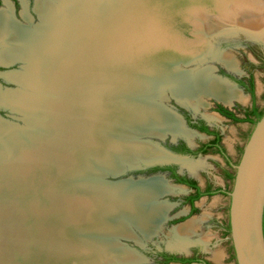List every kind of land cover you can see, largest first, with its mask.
<instances>
[{
	"label": "bare ground",
	"instance_id": "1",
	"mask_svg": "<svg viewBox=\"0 0 264 264\" xmlns=\"http://www.w3.org/2000/svg\"><path fill=\"white\" fill-rule=\"evenodd\" d=\"M156 1L157 3H155ZM238 1L195 0L184 6L170 8L168 5L160 3L159 0H39L36 3L35 11L40 23L35 26L31 25L32 21L26 11V5L22 13L27 22V25H24L16 21L13 5L7 2L6 8L0 10V63L5 65L16 61L25 63L24 61L29 58L30 64L33 65H28L25 69L26 74H12L9 77L12 79L11 82L13 80L18 81L21 87L31 89L33 95L29 96L21 91H15L14 94L0 91V103L10 105L12 110H18L25 116L27 114L25 118L27 125L34 131L23 136L17 129L9 128L0 121V142L1 137H4L8 149L7 158L0 157V186L1 181L6 179L8 186L11 187V183L14 184L12 187L14 192L25 193L27 187L30 186L29 183L36 180L34 179L36 177H44L43 175L47 170L55 167L58 174H61L59 167L62 156L58 154L60 148L65 147L70 151L79 148L81 144L86 145V142L88 144L89 141L90 144L96 142L93 140L95 134L96 136L98 134L91 130L92 122L97 123L95 121L96 116L101 113L100 117L102 118L106 112L107 106L102 107L101 105L104 99L102 91L113 84L114 79L117 78V71L115 72L111 68V65L116 63L133 66V69L138 67L139 70L144 71L143 74L151 79L159 80L161 78L171 81L175 85L173 93L178 101L183 103L184 99H187L195 110H197L198 105L190 102V100L197 93L205 95L206 98H215L226 104L232 103L233 105L234 100L243 101L244 96L234 85L220 81L211 75L213 74L211 67H208L205 72L190 75V72H180L179 74V67L173 66L174 62H182V64L187 65L191 61H200L203 57L202 54L216 53L214 58L217 60L219 58L216 48L210 50L204 46H202L203 48L199 46L200 41L197 38L202 37V33L199 34V31L195 32V35L192 33V26L188 22L192 21L193 18L189 19L191 14L188 12L194 6L202 8L205 5L210 6V4L215 3L220 9H223V12L219 13L225 15V21L220 20L218 22L217 18L213 20L208 15L205 22V29L214 28L216 30L210 36L212 39L219 35L220 30H235L239 33H246L252 38H263L264 0H253V2L252 0H243L247 3L245 5ZM250 1L253 3V7L247 6ZM145 3L156 5L158 8L157 24L153 26L157 31V36L145 35L142 30L143 27H141L140 33L146 37L141 36L140 40H137L138 30L142 26L140 23L143 21L139 19L137 22L133 19L130 14L133 10L131 5ZM196 25L199 23L196 22ZM150 52L152 53L149 54ZM146 54L149 55L146 56ZM151 55L154 57H150ZM219 59L226 67L235 69L236 61L229 54H224ZM207 61L206 58L200 64ZM31 72L34 73V76L31 75ZM134 73L140 74V76L130 75V82L124 80L125 85L122 84L121 87L124 86V88L121 90L123 92L132 90L127 94L135 98H142L140 95L147 94L154 97V94L150 93L152 92L151 89L154 88L153 85L150 82L144 83L147 77L142 76L139 71H134ZM128 83L134 84L130 86ZM106 99L110 100L107 97ZM133 100L135 101V99ZM197 102L200 100L197 99ZM129 107L132 108H125L123 111L125 112V121H123L124 125L121 126L126 127L124 128L125 131L127 128L133 127L134 129L131 130L145 134L148 131L147 127L159 125L162 128L158 130L162 135L172 133L173 135L190 136L188 130L175 117L166 114L157 106L130 103ZM81 112L83 116L80 121ZM106 116H111V113H107ZM212 116L218 117L210 115V117ZM103 122L101 121L98 125L103 126ZM158 130L154 129L153 131L158 132ZM177 135L172 136L173 139L177 138ZM120 138L119 132L113 137L112 134L109 137L103 136L95 153L101 158V164L116 166L120 160V164L123 165L126 161H131L133 157L134 161L169 159V155L158 148L153 149L134 144L133 142H136L137 137L131 138L129 141L131 144H123ZM86 151L88 154L94 152L92 149ZM80 154L75 159V165L73 164L76 168L75 172L80 171ZM86 157L84 158L86 159ZM121 160L125 161L121 162ZM82 162L86 163L87 161ZM92 163L94 162L92 161ZM69 171L67 174H70ZM41 182L42 180L38 181L39 188L36 189L39 196L42 192L40 189ZM120 190L121 194H119ZM175 191V187L162 177L142 181L132 187L124 186L122 189L110 190L108 199L110 204L107 206L106 212L110 214L109 217L116 216L127 219L130 221L129 224L118 220L103 221L99 218L98 212L95 211V214H88L89 206L98 204L96 198H92L93 204L87 197L86 199L75 200L58 199L55 206L58 209L61 206L63 208L66 202H69L68 210L62 209V213L57 210L56 213L45 216L39 212L35 216L34 223H32L34 211L32 212L29 205L28 211L25 214H20L17 221L13 220L11 215L13 209L8 208L4 210L3 215L0 214V236L2 237H0V264H26V261H29V264H69L75 259L70 258L73 251H77L78 248L89 251V248L95 247L96 244L89 243V246L83 241L82 245L71 243L72 240L68 241L63 236V238H56V234L53 235L46 230L47 227L42 222L44 218L45 220L51 219L50 217L58 218L68 223L81 222L89 218L97 226H103L101 229L107 233L111 232L136 240L135 229L133 233L131 228L133 225L143 237L151 238L158 233L160 225L166 217L165 213H167L165 209L167 204L156 203L158 197L163 194H174ZM73 192L75 193V191ZM63 211L66 213L64 214ZM28 218L33 226L27 228L26 220ZM13 248H17L16 251L21 252L19 256ZM104 248L95 251L98 252L96 256L99 255V252L107 254V248L103 250ZM108 254L111 255L113 252L109 251ZM64 255L67 256L64 257ZM137 256L139 255L123 250L118 260L124 263H132L139 260Z\"/></svg>",
	"mask_w": 264,
	"mask_h": 264
},
{
	"label": "rangeland",
	"instance_id": "2",
	"mask_svg": "<svg viewBox=\"0 0 264 264\" xmlns=\"http://www.w3.org/2000/svg\"><path fill=\"white\" fill-rule=\"evenodd\" d=\"M19 1L20 0H18V4L16 6L17 11L14 14V18L16 19V21L17 22L19 21V23H21V24L27 25V22H26L25 18L22 16V13L25 10L24 6L26 5V7H27V3L30 2L31 6H28V8H27L28 10L26 9V11L31 18V21H32L31 25L32 26L38 25L40 23V19L38 17L37 12L35 11V7H36V3L39 0H26V1H28L27 3L24 0H22V2H24L25 4L21 3ZM42 1H45V0H42ZM46 1H53V0H46ZM4 2H5V5L2 3V1H0V10L6 8L7 2L11 3L9 0H4ZM238 2L241 4H244V5L247 4L243 0H239ZM252 2H253V0H252ZM252 2L251 1L248 2L247 6L249 7V5H250V7H253ZM11 5H13V4L11 3ZM28 5H29V3H28ZM217 5L218 4L212 3V4H210V6L205 5L202 8H197L194 6L188 12V14H191V15H189V17H190L189 19L193 18V20L189 21L188 24H190V26H192V29H193L192 33L193 34L195 32H198V31H199L198 32L199 34L202 33L201 35H203V36L202 37L199 36L197 38L200 41L199 42L200 45L198 44L199 46H201V47L204 46V48L210 49V50L211 49L213 50V48L214 49L216 48L215 50H216V52H218L217 57H219V58L221 56H223L224 54H229L234 59V61H236L235 62L236 67H235V69H230V68L226 67L225 65H223V63H221L219 58H218V60L214 58L216 53H214V54L211 53V54H202L203 57L200 61H196V60L191 61L190 63L200 64V62L205 61L206 58L208 59V61L206 63H203L202 65H197L198 68L188 70L186 72H188V73L190 72L189 73L190 75H194V74H197V73L202 72V71L205 72L208 67H212L213 69L215 68V73L217 75H219L222 78H225L220 74V71H225L226 73H229V74L236 76V77H239V76L245 77L246 75H248L250 73V70H252L254 77H255V82H256L257 104L261 109L264 110V68L259 64L258 60L254 57V55L252 54V51L249 48L251 44H254V43L259 44L262 42L264 43V37L262 36L263 41L261 42L259 40L257 41L255 39H251L249 36L241 34V32L239 33L235 30H233V31L232 30L231 31L220 30L221 34L219 33V35L216 36L215 39L214 38L212 39L210 36H212L216 30H214V28L205 29L206 28L205 22L208 19L207 18L208 15L213 20L217 18L218 22H220V20L225 21L224 19H226L225 15H222L221 13H219L221 11L223 12V9H220L219 6H217ZM131 6H132L133 10L130 14L133 17V19L136 20L137 22L139 19L143 21L142 23H140V24H142V26H140V28L138 30L137 40H140V37L144 36V34L157 36V31H156V29L153 28V26L157 24V19H156L157 18V11H158L157 6L153 5V4H148V3L140 4V5L135 4V5H131ZM12 8H13V6H12ZM13 13H14V8H13ZM20 13H21V16L19 15ZM196 22H198L199 25H196ZM185 23L187 24V22H185ZM141 27H143L142 30H143L144 34L140 33ZM234 28H235V26H234ZM203 33L204 34L206 33L207 35L205 36ZM145 37L146 36H144V38ZM143 40L146 41V39H143ZM201 40H202V43H201ZM24 62L25 63H22L20 61H16L15 63L12 62L11 66H7V67L1 66V64H3V63H1L0 64V75H5V77H7V79L12 80L9 77L12 74H14V75L15 74L19 75L22 73L26 74L25 69L28 67V65L31 66L33 64H30L31 60L29 58H27ZM173 66L175 68L179 67V69H178V71H179V70H181L182 62H174ZM192 68H194V67H192ZM184 70H186V69H184ZM184 70H182V71H184ZM193 72H195V73H193ZM31 75L34 76V73L31 72ZM211 75L213 76V74H211ZM5 77L0 76V91L2 93H13L14 94L15 91L16 92L21 91L22 93H25L29 96L33 95V92L31 89L21 87L18 84V81H15V80H13V82H15L14 84L10 83L5 79ZM234 85H235L236 89L242 93V96L244 95L243 99L244 98L246 99V101L244 103L235 102L238 100H234L233 105H232V103L226 104V103H224L220 100H217L215 98H206L205 95H199L197 93V95H193L191 97V100H190V102H193L195 104L197 103V105H198L197 110H195L194 108L191 107V104L189 103V101L187 99H184L183 103H186L188 106L186 104L184 106H180L175 102L174 99H170V101L165 102L164 105L167 108H169L171 111H174V112L179 113V114H181V111L189 112L194 117L203 118V119L207 120L211 125H215V126L219 127L220 129H222L223 134H224V141L227 143L228 146L233 145L236 148V150H235L236 154L234 156V160H235L234 164H238L240 161V158H241V153L243 151V148H244L246 142L248 141L251 133L253 132L255 124L250 125V124H244V123H240V124L232 123L231 121H229L225 118L219 117L217 115V113L215 112V108L218 105L224 106V107L232 109V110H234L236 107L245 108L247 106H249V107L251 106L252 100H251L250 95L247 93H244V91L242 89H240L239 87H237L236 84H234ZM136 95H140V94H136ZM147 95H150V94H147ZM147 95H140V96H142V98H145V97H147ZM197 99L200 100V102H197ZM133 104L134 105L135 104L150 105V104H145V103H141V102L133 103ZM189 104H190V106H189ZM150 106H153V105H150ZM15 111L19 112L18 110H14V109L12 110V108L10 107L8 110H1L0 115L6 121L10 122L12 125H17L18 128L25 130V131L22 130L23 136H25L29 132L34 131V130H31L29 125H27V120L25 119L27 114L25 116V114H22L21 112L16 113ZM95 115H97V114L95 113ZM100 115L96 116L95 121H97V123H93L94 122L93 120H92L93 122L91 121L92 122V129L91 130L96 131L98 128L101 127L99 125H100L101 121H104V118L106 116L105 117L103 116L101 118ZM210 115H216L218 117L215 118L212 116L213 117L212 118V117H210ZM82 116H83V114L81 112L80 113V121L82 120L81 119ZM97 125L99 126L98 128H97ZM9 128H13V127H9ZM131 129H134V128L133 127L127 128V131H125V135L129 138L128 141H130L131 138L135 136V135L131 136V133H129V132H131L130 131ZM186 129L190 133V136L189 135H183V134H178V135L176 134L178 136L176 138V140L173 139V137H175L176 135H173L172 133L170 135H168L165 139L144 138L143 140L151 141L153 144H157L162 149H165V146H164L165 144H168L171 142L174 143L176 141L184 140V141H186L190 144H193V145L194 144L197 145L203 141H206L207 137L204 134H200L197 131H194V130H191L188 128H186ZM91 135H93V134L91 133ZM102 138H103L102 136H99V135L96 136V134H95V139L93 138L94 139L93 141L94 142L96 141L95 143L90 144V141H89V144L86 142V145L81 144L79 146V148L77 147L76 149H71L70 151L68 148H65V147L60 148L58 151L59 152L58 154L62 156L60 158L61 159V165L59 167V171L61 172V174H58L57 169H55V167L53 169H49L50 171L51 170L53 171V172L51 171L52 173L49 170H47V172L43 175L44 177H36V178H34V179H36V180H34L36 182L33 181L32 183H29L30 186L27 187V191H25V193L14 192V188H12V187H14V184L11 183V187H10L6 183V182H8V180H6V179L2 180L1 186H0V189H2V190H0V214L3 215L4 210H6L8 208L13 209V210H11V215L14 218L13 220L17 221V220H19L17 218L18 217L20 218V216H19L20 214H25L26 211H28L27 208L29 205L32 212L34 211V215H32V219L34 220V221L32 220V223H34L35 222V216L39 212H41L45 216L46 214L52 215L53 213H56L57 210H59L61 212L62 209H65V211H67L70 203L66 202V204L63 206V208H61L62 207L61 206L58 209V207L55 206V204L57 203L56 201H58V199H63V198H67L68 200H75V199H79V198L86 199L87 196L82 193L83 190L81 188L84 186L83 185L84 182L80 178L83 177L82 175L85 171H86L85 173L88 174V172H91V171L97 173V171L101 170V167L98 164L99 161L101 160V158L98 157V155L95 153L97 152V147L100 146V141ZM87 141H88V139H87ZM0 144H1L0 157L7 158L8 149H7L6 141H5L4 137H1ZM67 149L69 152L66 151ZM90 149L94 150V152L92 154H88L86 151V150H90ZM82 150H83V152H80ZM76 153H78V155L81 153L80 154L81 155V160H80L81 164L79 167L80 171L75 172L76 168H73L71 161H72V158L74 157V155H76ZM67 154H68V157L66 158ZM92 155H94V156H92ZM84 157H86V159ZM216 159H218L217 155H214V156L213 155H206V156H200L197 159H192L189 161L182 159L181 161L175 162L174 160H172L169 163H178L179 167H180V171H184L185 166L188 163L189 166H191L192 168H194L196 170L198 169L200 179L203 182L209 181V182L213 183V186H215V185H217L216 181L218 179L220 182H221L220 178L224 179V169ZM84 160H85V162L86 161L87 162L86 163L82 162ZM92 161L94 163H92ZM124 161L125 160H122L121 162H124ZM3 162H4V160H3ZM88 166H90V167L88 168ZM1 167H3V166H1ZM68 171L70 172V174L68 173L69 175L67 174ZM63 172L66 173L67 175L64 174ZM233 173L235 174L236 170ZM53 175H56V176H53ZM215 178H216V180H215ZM50 179H52V180H50ZM164 179L171 186L175 187L176 191L174 194H167L166 196H163L162 198H160L156 201V203L158 202V204H161V203L167 204L165 209L168 212V214L165 213L166 220L161 223L158 233L151 236V238L146 239L145 237H143V235L140 232L135 230L136 233H134V229H136V228L133 227V225H132L131 228L133 229V233L135 234V236L137 235V239L140 241V245L141 244L142 245L138 246V245L134 244V242H131V241H125L122 239L119 240L121 242V245H122L121 247L125 246V248H128L132 252L134 251V252L139 253L140 257L137 256L139 258V260L132 262V263L142 261L138 264H158L157 259L155 257V251L163 250V249L167 250L169 252H176V253H179L181 255H190L191 254L190 251H191L192 247L197 242H201L204 244L205 252L207 253L206 254L207 258H209L214 264H237L236 258H235V253H234V248H233L232 241H231V236L230 235H224V233H225L224 225L226 228H227V226H229L228 224H229L230 196L227 198L226 197L224 198L221 195H217L214 197L201 199V201L197 202V205L200 208L199 214L193 215L190 218H189V216L183 217V218H187V221H184L183 223H187V222L192 221L196 218L200 219L198 226L193 222V228H192V232H191L192 234H185L187 236H185L184 234H178L177 235V230H176L177 227H179L181 224H183V223L177 224L178 221L183 220V218H179V219H177V218L180 216L182 217L184 215H187L189 213V210H190V205H187V204L185 205V203L183 202V199L186 197V194H189V191L187 189H185L184 187L175 184L167 176ZM41 180H42V182H41L42 184L40 183V185H41L40 189L42 190L43 193L41 192L42 194L40 193V196H39L36 192V189L39 188L38 181H41ZM107 180L112 181L114 179H112L110 177V178H107ZM79 181H82L83 184H82V182L79 184ZM140 182H142V181H140ZM33 184L35 186H37V185L38 186L35 187ZM74 185H76L77 187ZM52 186H53V188L55 187L54 188L55 190L52 188ZM16 187H19V186H16ZM58 189H60V190H58ZM32 191H34L36 193H34ZM73 191H75V193ZM231 191H232V188L229 192H231ZM58 193L60 194V196ZM50 195L51 196L53 195L52 197H54L55 195H57V196L52 198ZM25 196H26V198H25ZM40 200H42V201H40ZM11 205H14V206H11ZM55 207H57V208H55ZM53 210H54V212H53ZM63 213L65 214L66 212L63 211ZM50 218L51 219H47V220H45V218H44L43 219L44 221L42 220L44 225L47 227L46 230L48 231V233H51L53 235L56 234L55 235V236H57L56 238H58V237L61 238L63 236L64 239L66 238V240H68V241L72 240V241H70L71 243H73V242L75 243L78 240V239H75L76 238L75 235H72V234L67 235L65 233V229L66 228L70 229L72 227H76V225L81 224V222L68 223L65 221H61L58 218H53V217H50ZM112 218L113 219H111V221H117L118 220V221H124L128 224L130 223V221H127V219H125L123 217L112 216ZM5 223H6V221H5ZM32 223L30 222V219L28 218V220H26V225H27L26 227L27 228L29 226L32 227L33 226ZM33 228H35V227H33ZM62 230H63V233H62ZM195 230H196V233H195ZM113 237H114V235H113ZM206 240L210 241V243L208 245V249L206 248L207 245L205 244ZM80 242H81L80 240L78 242H76L77 245L81 244ZM13 249H15V248H13ZM16 249H15V252H16L17 256H19L21 252L16 251ZM129 250H127V251H129ZM101 255L102 254L99 252L98 256H101ZM66 256L67 255H64V257H66ZM108 258H109V260H107ZM114 258H116V257H113V254H112V255H109L107 257V259H104L101 262L106 261L105 262L106 264H109V263L116 264V262L119 263L118 261H120V260H118V258L117 259H114ZM29 263H30L29 261L28 262L26 261V264H29ZM69 264H87V263L85 260L81 259V261H79L75 258Z\"/></svg>",
	"mask_w": 264,
	"mask_h": 264
},
{
	"label": "water",
	"instance_id": "3",
	"mask_svg": "<svg viewBox=\"0 0 264 264\" xmlns=\"http://www.w3.org/2000/svg\"><path fill=\"white\" fill-rule=\"evenodd\" d=\"M194 2L195 0H159L160 3H164L168 5L170 8H176L180 6H184L186 4H189L191 2ZM157 3V1L155 2ZM166 6V7H168ZM163 7V5H162ZM246 36V33H242ZM251 39L263 41V38H252V36H249ZM150 52L149 54H151ZM149 54H146L149 55ZM150 57H154V55H151ZM156 63V62H154ZM1 64V63H0ZM13 65V64H12ZM134 65V64H133ZM137 65V64H136ZM197 65L202 64H196V63H188L182 64L181 70L179 71L181 73H185L188 70H192L195 68H198ZM1 66L7 67L11 66V64L4 65L1 64ZM194 67V68H192ZM111 68L117 73L116 77L113 81L112 87L111 85L108 88H105L102 92L104 93V99L101 102L102 107L107 106L105 109L106 112L103 114L105 117L106 114L111 113V116L105 117L104 119V125L101 126L96 130L97 134L99 136H106L109 137L112 134V137L116 135V133L121 134L120 141L124 143H129L128 137L125 135L124 128L121 125L123 124L124 120V112L125 108L131 109L132 107H129L130 103H145L150 104L153 106L159 107L163 112L166 114L172 115L175 117L185 128L190 129L187 126V123L183 116L179 113H176L174 111H171L169 108H167L164 104L167 101H170V99H174L175 102L180 105L184 106L185 104L180 103L178 99L174 96L173 88L174 84L169 80L164 79H151L149 76L147 77L145 74H143L144 71H141L137 68L133 69V66L130 65H124L123 63H116L115 65H111ZM183 68V69H182ZM186 69V70H184ZM184 70V72H182ZM213 75L219 79L220 81H225L231 85H234L230 80L220 77L215 73V68L213 69L211 67ZM134 71H139L142 76L147 77V79L144 81V83L150 82L153 85L152 92H150L153 95H147L145 98H139V97H132L131 95L128 97L129 92L132 90H128V92H123L121 90L122 84L125 82H130L129 76L134 74L136 76H140V74H135ZM187 73V72H186ZM5 77V75H0ZM142 78V77H141ZM140 78V79H141ZM5 79L11 82L7 77ZM141 82V81H139ZM130 86L134 83H128ZM125 85V83H124ZM21 86V85H20ZM106 97L110 100H107ZM153 97V100L151 99ZM135 99V101L133 100ZM152 100V101H150ZM157 101V103H155ZM10 107L7 104H0V111L1 110H8ZM114 112V114H113ZM101 114V113H100ZM102 115V114H101ZM100 115V116H101ZM102 116V117H103ZM114 117V118H113ZM0 121L5 124L7 127H15V129L18 130V132L22 133L23 129L18 128L17 125H12L10 122L6 121L3 117L0 115ZM157 125V124H156ZM162 127L158 126H149L147 127L145 134H140L139 131L130 130L131 134H135L134 137H137L135 140L136 142H133L134 144L143 145L149 148L153 149H160L163 152H166V154L169 155L168 160H150V161H134V157L131 159V161L127 162L123 165L120 164V160L117 162L116 166L110 164H101V161H99V166L101 167L100 171L96 172H88L86 174L83 173V177L80 179L82 181H79V184L82 182L84 185L82 188L83 192L86 193L87 198L91 201L93 204V199L96 198V201H98V204L96 205H90L89 206V213L88 214H95V212H98L99 218L103 221H108L113 219L112 217H109L110 214L106 212L107 206H109V195L110 190L113 189H119L124 186H135L140 183V181H147L151 180L153 178L162 177L165 178V174H155L151 176H144L142 174H139L138 171L142 170L144 167L153 166L156 164H164L169 163L170 161L174 160L175 162L181 161L182 158L175 156L170 151L166 149L160 148L157 144H153L151 141H145L144 138H157V139H165L170 133H167L165 135H162L158 129H161ZM158 130V132L153 130ZM23 130V131H22ZM136 130V129H135ZM192 130V129H191ZM133 131V132H132ZM114 134V135H113ZM176 140V138L174 139ZM153 144V145H152ZM79 157L78 153L74 155L72 158V166L75 168V159ZM80 161V159H79ZM122 161V160H121ZM74 164V165H73ZM105 165V166H103ZM90 166H88L89 168ZM235 179L232 187V191L229 193L230 196V209H229V224H230V236L232 245L234 248L235 258L237 264H264V115L261 118L260 121H258L253 129V132L251 133L248 141L246 142L243 152L240 158V161L237 165H235ZM112 178L114 180L110 181L107 180V178ZM123 191V190H122ZM95 192V193H92ZM121 190L119 191V194H121ZM94 194V195H93ZM93 195V196H92ZM167 194H163L158 197V199L162 198L163 196H166ZM98 206V209L96 210ZM88 208V207H87ZM168 214V212H167ZM166 218L162 222H164ZM103 226H97L92 223V220L89 218H86L85 220L81 221V224L76 225V227H72L70 229H65V233L67 235H75V239L80 240L81 245L82 241L89 245V243L96 244L95 247L89 248V251H83L80 248H78V252L75 250L73 251V254L70 258H76L77 260H85L87 264H106L105 262H101L104 259H107V256L109 255V251L113 252V257H116L114 259H117L119 256H121V252L123 250H129L128 248H125V246L121 247V242L119 240H125V241H131L134 242V244L141 246L140 241L138 239H129L124 236H120L119 234L115 233H107L105 230L101 229ZM64 230V229H63ZM62 230V233H63ZM136 230V229H135ZM138 231V230H136ZM139 232V231H138ZM136 233V232H135ZM114 235V237H113ZM137 236V235H136ZM75 244H77L75 242ZM90 246V245H89ZM102 247L107 248V254H102L101 256H96L98 252L102 250ZM105 248L103 250H105ZM94 250V251H93ZM131 251V250H129ZM132 252V251H131ZM134 254L139 255L138 252H132ZM114 254H116L114 256ZM112 255V254H111ZM96 256V257H95ZM103 256H105L103 258ZM140 257V255H139ZM117 261V260H116ZM142 262V261H140ZM140 262L136 263H124L120 262L116 264H138Z\"/></svg>",
	"mask_w": 264,
	"mask_h": 264
},
{
	"label": "flooded vegetation",
	"instance_id": "4",
	"mask_svg": "<svg viewBox=\"0 0 264 264\" xmlns=\"http://www.w3.org/2000/svg\"><path fill=\"white\" fill-rule=\"evenodd\" d=\"M0 1H2V3L5 5L4 0H0ZM9 1L13 4L14 14H15L17 11L16 6L18 4V0H9ZM24 1L26 3L28 2L26 0ZM19 2L23 3L22 0H20ZM28 3H27V8L28 6H31V3L30 2ZM19 15L21 16V13ZM249 48L252 51V54L254 55V57L258 60L259 64L264 68V43L263 42L259 44L254 43V44H251ZM220 74L223 77H225V79H228L232 83L236 84L237 87H239L240 89L244 91V93L249 94L252 100V104L250 107L249 106L245 108L236 107L234 110L221 106L231 111L235 115V117L241 120V122H235L232 118H228L220 114L217 108L220 105L216 106L215 112L221 118H225L231 121L232 123H236V124L244 123V124L254 125L256 121V117L251 116V112L254 109H257L258 112H264V110L261 109L257 104L256 82H255V77H254L252 70H250V73L246 75L245 77H240V76L236 77L229 73H226L225 71H220ZM245 101L246 99L243 102L242 101H235V102L244 103ZM181 115L185 119L187 126L190 129L197 131L200 134H204L207 137V139L206 141H203L197 145L190 144L184 140L176 141L174 143L171 142V143L164 145L166 150L170 151L172 154H174L177 157H180L182 159L189 158V160L197 159L200 156L217 155L223 158L233 168H235V165H236L234 164L235 160H234V157L230 154L228 148L226 147L222 129H220L219 127L215 125H211L207 120L203 118L194 117L189 112L181 111ZM216 141H219L218 144H215ZM234 149L236 150L235 146H234ZM138 173L144 176H151V175L160 174V173L165 174L175 184L179 186H186L188 188V191L190 192L189 194H186V197L183 199V202L185 203V205L186 204L190 205L189 213L182 217L180 216L177 219L183 218L186 216H189L190 218L193 215L199 214L200 208L197 205V202L201 201V199L203 198H206V197L210 198L220 193L219 190L214 191V187L212 186L213 184L209 181H207L205 186L202 187L199 181L195 177L190 176V174H188L185 170L180 171V167L178 163L156 164L153 166L144 167L142 170L138 171ZM175 175H177L179 178H184L188 182L196 183L198 187V191L205 193V195H203L201 198L195 201V203L191 204L189 201V198L195 196L197 194V190L192 188L188 183L187 184L179 183ZM224 177H225V172H224ZM233 177L235 178V176L233 175L231 177V180L234 181ZM194 208H197L198 210L195 213L193 212ZM184 221H187V218H183V220L178 221L177 224L183 223ZM228 225L230 226V224ZM229 226H227V228L225 227L224 235H230V233L228 232ZM205 244L207 245L206 248L208 249L209 241L206 240ZM190 252H191L190 255H181L179 253L169 252L163 249V250L155 251V257L157 259L158 264H214L209 258H207V255H206L207 253L205 252V247L203 243L197 242L192 247Z\"/></svg>",
	"mask_w": 264,
	"mask_h": 264
},
{
	"label": "crops",
	"instance_id": "5",
	"mask_svg": "<svg viewBox=\"0 0 264 264\" xmlns=\"http://www.w3.org/2000/svg\"><path fill=\"white\" fill-rule=\"evenodd\" d=\"M218 115V114H217ZM219 116V115H218ZM220 117V116H219ZM226 144V147L228 148L230 154L234 157L235 156V149H234V146H228L227 143L225 142ZM185 160H188L189 161V158H186ZM220 164L221 166L223 167L224 169V172H225V177L224 179L220 178L221 182L219 181V179L216 181L217 185L213 186L214 187V191L216 190H219L220 193L218 195H221L222 197H229V191L231 190L232 186H233V180H231V177L235 174L233 172H235V168H233L231 165H229L223 158H221L220 156H218V159H216ZM237 165V164H236ZM185 171L189 174L190 173V176H193L195 177L200 185L202 187L205 186L206 182H203L201 179H200V176H199V173H198V169H194L192 168L191 166H189V164L187 163L186 166H185ZM198 173V174H197ZM230 177V178H228ZM216 180V178H215ZM212 183V182H211ZM213 184V183H212ZM184 187L185 189L188 190V188L186 186H182ZM218 191V192H219ZM190 192V191H189ZM222 193V194H221ZM217 196V195H215ZM214 197V196H213ZM206 198H209V197H206ZM193 222L198 226V223L200 222V219L196 218L192 221H189L187 223H183L181 224L176 230H177V234H192V227H193ZM196 226V227H197ZM183 228V229H182ZM224 228H225V225H224ZM182 229V230H181ZM182 231V232H181ZM189 231V232H188ZM225 231V229H224ZM195 233H196V230H195ZM194 233V234H195ZM187 236V235H185ZM208 241V240H207ZM210 243V241H209Z\"/></svg>",
	"mask_w": 264,
	"mask_h": 264
},
{
	"label": "trees",
	"instance_id": "6",
	"mask_svg": "<svg viewBox=\"0 0 264 264\" xmlns=\"http://www.w3.org/2000/svg\"><path fill=\"white\" fill-rule=\"evenodd\" d=\"M217 108H218V112L220 114H222L223 116L228 117V118H232L235 122H241V120L238 119L237 117H235V115L231 111H229V110H227V109H225L224 107H221V106H218ZM263 115H264V112H258L257 109H254L251 112V116H255L256 117L255 125H256V123L258 121L261 120V118L263 117ZM218 142L219 141H216L215 144H218ZM175 177H176V179H177V181L179 183H184V184L185 183L186 184L188 183L192 188H194V189L197 190V194L195 196L189 198V201H190L191 204L195 203V201H197L199 198H201L203 195H205V193L198 191V187H197V184L196 183H194V182H188L184 178H179L177 175H175ZM233 179H235V178L233 177ZM197 211H198L197 208H194L193 212L195 213ZM263 226H264V223H263ZM228 232L230 233V226H229Z\"/></svg>",
	"mask_w": 264,
	"mask_h": 264
}]
</instances>
